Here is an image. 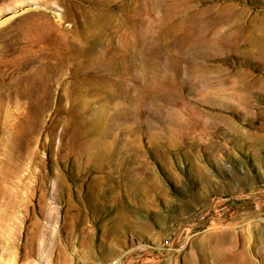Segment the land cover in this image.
<instances>
[{"label":"rangeland","instance_id":"1","mask_svg":"<svg viewBox=\"0 0 264 264\" xmlns=\"http://www.w3.org/2000/svg\"><path fill=\"white\" fill-rule=\"evenodd\" d=\"M115 260L264 264V0H0V264Z\"/></svg>","mask_w":264,"mask_h":264},{"label":"bare ground","instance_id":"2","mask_svg":"<svg viewBox=\"0 0 264 264\" xmlns=\"http://www.w3.org/2000/svg\"><path fill=\"white\" fill-rule=\"evenodd\" d=\"M5 193H6V192H5ZM5 193H4V194H5ZM8 198H9V196H8ZM11 200H12V199H11ZM9 201H10V200H9ZM12 202H13V201H12ZM20 202H21V201H20ZM7 203H8V202H7ZM7 203H6V204H7ZM12 204H13V203H12ZM119 260H120V259H119ZM119 260H115L113 263H114V264H121ZM121 261H122V260H121ZM122 264H124V263H122ZM125 264H126V263H125Z\"/></svg>","mask_w":264,"mask_h":264}]
</instances>
